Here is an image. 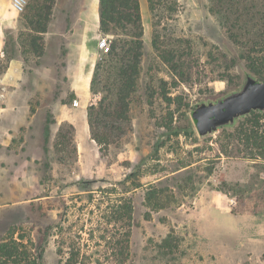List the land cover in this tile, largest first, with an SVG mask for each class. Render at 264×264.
Instances as JSON below:
<instances>
[{
  "label": "rangeland",
  "instance_id": "1",
  "mask_svg": "<svg viewBox=\"0 0 264 264\" xmlns=\"http://www.w3.org/2000/svg\"><path fill=\"white\" fill-rule=\"evenodd\" d=\"M27 1L41 23L48 2ZM145 1L126 109L113 105L125 48L110 55L96 44L108 35L110 45L113 34L100 31L82 54L57 43L49 56L23 44L39 34H13L29 71L26 99L41 110L16 144L0 146V238L15 228L36 240L39 228L53 226L42 264H65L73 245L76 264H264V161L252 160L231 133L242 118L200 137L190 115L196 103L239 89L251 73L244 55L264 40V0H196V16L176 0ZM4 8L0 0V15ZM5 66L0 58V73ZM90 106L103 112L91 122ZM47 117L55 122L44 151ZM258 125L264 130V119ZM123 188L134 210L127 258L118 263L117 239L126 229L109 218ZM153 189L157 197L146 204ZM167 235L170 247L162 245Z\"/></svg>",
  "mask_w": 264,
  "mask_h": 264
},
{
  "label": "trees",
  "instance_id": "2",
  "mask_svg": "<svg viewBox=\"0 0 264 264\" xmlns=\"http://www.w3.org/2000/svg\"><path fill=\"white\" fill-rule=\"evenodd\" d=\"M44 1L48 2V4L45 3L46 5L44 7L46 9V15H44L41 23L40 19L36 20L35 23L37 28L34 29L36 32L45 31L46 27L44 22L47 20V15L51 9V0ZM148 1L152 6V0ZM32 11L35 16H39L36 12V7H32ZM99 29L102 33H111L115 37L113 43H110L108 49L105 51V54L116 55V49L119 46L122 49L125 48L127 55L126 60L117 67L116 75L119 82L116 88L113 105L120 101L122 106L126 109L127 98L133 90L138 74L139 49L142 44L143 28L139 0H99ZM35 39V37L30 39L31 43H35ZM255 44L259 43H254L253 45ZM244 57L249 72L264 77V40L260 43L256 51L250 50ZM63 102L65 103L66 101ZM100 108L101 106H98L96 110L94 107H88L87 111L90 122L93 118V113L103 115V112H100ZM116 114L121 117L125 116V112H122V110L121 113ZM260 119H264V113L252 111L249 115L240 119L238 122L239 126H235L233 129L235 132L232 131L231 133H236L237 136L243 140L244 144L249 147V157L252 158V160H259L261 162L264 161V130L260 131L259 129L258 122ZM53 122H55V120L49 119L48 117L44 122V151L47 150L46 146L51 136L50 125ZM191 122L193 125V121ZM249 122H251L250 126L245 127ZM192 125L191 123L188 125L189 130L192 128ZM69 126L72 128V125ZM92 138L97 140L95 136ZM97 141L99 142V140ZM82 183L89 185L94 183V180H85L82 181ZM138 186L139 184L136 183L135 187ZM110 190L113 189L111 188ZM122 190L126 194L118 197L116 199L117 201L115 200L114 205L116 206L110 212L109 218V220L119 222L121 227L126 229L123 233H120L121 236L117 239V244H120V249L116 255V261L118 263L124 262L127 258L130 228L133 220L132 214L134 210L132 194H127L128 190L124 188ZM155 197H157V192L154 189L147 191L145 196L146 204H150L151 200ZM154 207H162V205H154ZM146 216H148V214ZM52 227L53 226L50 225L44 229L39 228L37 230L38 234L36 240L29 237L22 229L17 235H15V228L8 230V232L0 238V264H42L44 245L49 236V229ZM162 245L171 246L169 235L163 238ZM70 247L68 251L70 255L65 260V264H76L78 260L75 256L78 247L74 245Z\"/></svg>",
  "mask_w": 264,
  "mask_h": 264
},
{
  "label": "crops",
  "instance_id": "3",
  "mask_svg": "<svg viewBox=\"0 0 264 264\" xmlns=\"http://www.w3.org/2000/svg\"><path fill=\"white\" fill-rule=\"evenodd\" d=\"M51 1L53 7L49 11L45 31L36 32L31 26L26 29V21L35 23L37 19L35 21L33 19L38 17L34 15L30 4L24 12L17 13L11 8L10 0H5V8L0 15V58L6 59V66L0 73V146L2 147L16 144L21 138L22 128L28 126V123L39 120L41 110L40 107L34 111L30 109L26 99L24 84L29 71L26 69L24 58L14 52L16 43H12L13 34L23 29L39 34L36 43L23 44L27 49H31L34 45L37 48L41 46L42 49L44 48V56H49L53 49L58 48L57 43L61 42L67 43L69 49L76 48L82 54L100 32L99 0ZM176 1L184 5L183 13L196 16V12L200 10L196 8V0ZM139 3L142 14L146 1L139 0ZM74 88L71 87L72 90ZM74 93L76 94V91ZM61 111L65 112V109L61 108ZM67 118L64 116L61 120ZM29 128L28 126L27 129Z\"/></svg>",
  "mask_w": 264,
  "mask_h": 264
},
{
  "label": "water",
  "instance_id": "4",
  "mask_svg": "<svg viewBox=\"0 0 264 264\" xmlns=\"http://www.w3.org/2000/svg\"><path fill=\"white\" fill-rule=\"evenodd\" d=\"M252 111L264 113V80L247 73L242 86L215 101L198 102L191 110V119L200 137L233 127L237 120Z\"/></svg>",
  "mask_w": 264,
  "mask_h": 264
},
{
  "label": "built area",
  "instance_id": "5",
  "mask_svg": "<svg viewBox=\"0 0 264 264\" xmlns=\"http://www.w3.org/2000/svg\"><path fill=\"white\" fill-rule=\"evenodd\" d=\"M27 0H10L11 8L16 11L17 13H21L25 11L27 6ZM109 47V39L108 35H102L97 40V48L101 52H105Z\"/></svg>",
  "mask_w": 264,
  "mask_h": 264
}]
</instances>
